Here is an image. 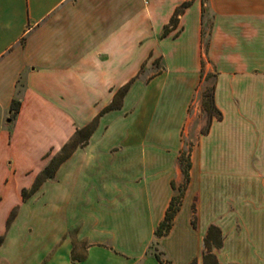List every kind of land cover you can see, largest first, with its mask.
I'll use <instances>...</instances> for the list:
<instances>
[{"label":"crops","instance_id":"0c3cea01","mask_svg":"<svg viewBox=\"0 0 264 264\" xmlns=\"http://www.w3.org/2000/svg\"><path fill=\"white\" fill-rule=\"evenodd\" d=\"M212 225L220 264H264V0H0V264H204Z\"/></svg>","mask_w":264,"mask_h":264},{"label":"trees","instance_id":"16d2710c","mask_svg":"<svg viewBox=\"0 0 264 264\" xmlns=\"http://www.w3.org/2000/svg\"><path fill=\"white\" fill-rule=\"evenodd\" d=\"M190 4L189 1L184 2L181 4L175 11V14L173 18L171 19L170 24L166 25L165 27V34L171 31L173 28H176L178 24V17L179 15L185 10V8ZM211 100L212 104L217 110V117L221 118L222 114L221 112L217 109L215 102H214V93L212 91L211 94ZM20 101L15 100L12 105V109L17 112L20 108ZM93 129V124H89L84 128L79 129L75 136L68 142L66 143L61 151L52 157L50 162L43 168V170L38 174L33 186L30 189H23V196L24 198H27L29 195H31L35 190L39 188V186L47 179L52 178L59 165L66 160L72 152L80 145L84 144L89 135L91 134ZM182 163H183V158H182ZM188 166H189V161L187 162L186 165L183 166L185 174L188 176ZM180 201H181V194L175 195L171 201V204L167 210L165 219L161 222L159 227L156 230V234L158 236H161L168 232L172 226V221L177 213L179 206H180ZM16 214V210H13V212L10 215L9 218V223L13 220L14 216ZM222 241H223V236L222 232L219 227L212 225L209 228V232L205 238V251L203 254L204 258V264H220L216 254L214 253L213 249L214 247L219 248L222 246ZM162 252L160 251H155V255L162 261L163 264H171L170 261L165 260L161 256ZM190 264H197L196 261H193Z\"/></svg>","mask_w":264,"mask_h":264},{"label":"rangeland","instance_id":"374dc122","mask_svg":"<svg viewBox=\"0 0 264 264\" xmlns=\"http://www.w3.org/2000/svg\"><path fill=\"white\" fill-rule=\"evenodd\" d=\"M213 77L211 76L210 79H208L207 83L203 86L201 92H200V96L202 99V109L203 112L198 114L197 117V121H202V131H206V129L208 128L212 118L217 115V110L214 107V105L212 104V98H211V94L213 91ZM185 143H184V147H185V153L183 154V165L187 164L188 161V149L189 146L192 142V140H190L187 136H185L184 139ZM54 156V155H53ZM52 156V157H53ZM48 180V179H47ZM156 245L153 244V247L151 249V251H155ZM78 255H81L83 253V250L77 252Z\"/></svg>","mask_w":264,"mask_h":264}]
</instances>
